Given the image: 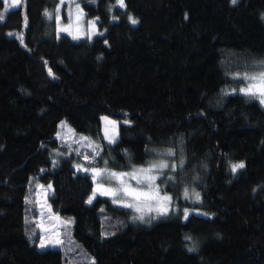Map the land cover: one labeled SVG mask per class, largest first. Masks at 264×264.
Returning a JSON list of instances; mask_svg holds the SVG:
<instances>
[{
    "label": "trees",
    "instance_id": "1",
    "mask_svg": "<svg viewBox=\"0 0 264 264\" xmlns=\"http://www.w3.org/2000/svg\"><path fill=\"white\" fill-rule=\"evenodd\" d=\"M80 1L98 20L92 39L56 35L45 12L59 0L6 12L0 0V264H264V105L232 77L264 59V0ZM102 116L117 138L90 146L89 166L128 169L150 148L182 147L164 178L178 211L134 223L107 196L89 203L91 174L53 150L61 120L95 138ZM49 183L60 248L38 246ZM189 183L201 201L179 200ZM188 206L203 213L185 219Z\"/></svg>",
    "mask_w": 264,
    "mask_h": 264
},
{
    "label": "rangeland",
    "instance_id": "2",
    "mask_svg": "<svg viewBox=\"0 0 264 264\" xmlns=\"http://www.w3.org/2000/svg\"><path fill=\"white\" fill-rule=\"evenodd\" d=\"M7 1L11 5L8 4L6 5V8H4L5 12L12 7H16L19 3L18 2L17 4H14L16 0H7ZM116 2H118V0H116ZM48 13L50 14V16H47L48 19H52L55 23V33L57 36L61 34H65L72 39H79L82 37L87 39H92L98 34H100V29L97 23L98 21L97 17H91V18L86 17L80 0H59V3L54 8V10ZM261 61H264V59ZM261 61L254 63L251 68L239 72L240 74L239 79L234 81V84L239 82V84L237 85L239 87V90L245 88L250 83V81L242 79L244 73H248V75L251 76L259 73L260 71H264V65L260 63ZM237 74H233L232 77L237 76ZM233 86H234L233 84H229L228 87L223 88V90L231 91V88ZM262 104L264 105V103ZM101 120H102L101 131H100L101 136L95 138L83 136V134L81 135V133L78 134L71 128V126L65 120H61L58 125L59 129H58L57 137H58V141L61 143L63 147L58 148L57 150L56 149L53 150L54 159L58 158L59 156L70 155L74 158V162H75L74 165L77 169L91 174L93 181V191L88 201L92 200L97 195L107 196L111 199V201L115 205L125 208L129 213V220L134 223H146L149 220H152L156 216L168 213L172 208H174L175 211H178L177 209L178 206L176 205L177 201L173 200L172 194L169 191H167L165 186L166 180L164 178L172 175L174 172H176L181 168L180 162L181 160L183 161L184 158L182 147L178 145L179 146L178 148L173 149L171 144L167 147L158 146V147L150 148L149 160L146 163L131 165L128 169L111 168L108 166L107 163H105V161L104 162L102 161V163L98 166H93V165L89 166L87 163L88 160L85 157H88L87 153L90 150H92L90 149V146L94 147L93 149L95 153L99 149L100 140H103L105 142H113L117 138L118 121L109 116H102ZM96 145L98 146L96 147ZM169 149L173 150L175 152V155L173 156L167 155V151ZM160 160H166L170 166L172 164H175V169L173 170L171 167H169L167 169H164L162 172L160 170H155L154 172L149 174V175L157 176V179L154 181V184L157 185L159 188L158 196H156L155 193H153L152 198H141L139 200H134L130 196L128 197L123 196L122 193H119L116 196H113L111 194L112 190H116L120 188L122 185L120 180L116 178H111L109 176V173L111 172L131 173L135 169L141 167L147 168L151 162H158ZM233 166H232V170H234ZM93 170H106V171H103V174H101L100 171H93ZM137 179L144 181V175L138 174ZM137 179H132L131 176L123 177V186L130 185L131 188L139 187L147 191L148 190L147 182H143L138 185ZM193 185L190 183L182 185L179 193V200L182 203L192 204L201 201V194L199 193L200 191ZM46 186L47 187H42L39 190L38 199H37L39 212H40V220H41V223L39 225L44 231L41 233L42 236H41V240L39 239L38 241V246L41 247V244H44L45 247L60 248L62 246V244H60L59 242V239L62 240L60 237V228L63 224L61 223V220L63 222L65 221L56 212L53 211V213H50L49 211H47L46 206L51 207V204L49 202V196L51 195L52 186L51 183L47 184ZM105 192H107L108 194H103ZM47 193L48 195H46ZM165 196L170 197L171 199L164 200L163 197ZM114 201H119V202H114ZM128 203H131L134 206L133 207L124 206V204H128ZM180 211H182V216L184 218L186 215L188 216L192 212L196 214L203 213L201 209L196 206L184 207ZM46 213L49 216L53 217L51 221H47L45 219ZM55 214L60 218L57 217ZM70 220H68L69 226H71L72 224V220L71 221ZM65 228H67V225L65 226Z\"/></svg>",
    "mask_w": 264,
    "mask_h": 264
},
{
    "label": "snow or ice",
    "instance_id": "3",
    "mask_svg": "<svg viewBox=\"0 0 264 264\" xmlns=\"http://www.w3.org/2000/svg\"><path fill=\"white\" fill-rule=\"evenodd\" d=\"M118 2L121 4V6H124V0H118ZM231 3L236 4L237 0H231ZM45 15L50 16V14L47 11L45 12ZM132 23L135 24V23H137V21L133 19ZM260 63L262 65H264V61H261ZM239 75L240 74L238 73L237 76H239ZM242 79L248 80V81H250V83L245 88L240 89V91L244 95L257 96L260 99L261 103H264V71H260L259 73L255 74V75H251V76L248 75V73H244ZM167 155L173 156V155H175V152L173 150L169 149L167 151ZM85 158L87 159V157H85ZM180 163L182 166L183 161L181 160ZM169 167H171L174 170L175 164H172L170 166L166 160H160L158 162H151L147 168L141 167V168L135 169L131 173L111 172V173H109V176L111 178H116V179L120 180L121 185H122L120 188H118L116 190H112L111 194L113 196H116L117 194L122 193L123 196H125V197L130 196L134 200H139L141 198H152L153 193H155V195L158 196L159 195V188L157 185L154 184V181L157 179V176L149 175V174L154 172L155 170H160L162 172L164 169H167ZM243 167H244V165L241 163V164L234 165L233 169L235 170L236 168H243ZM93 171H100L101 174H103V171H106V170H93ZM138 174L144 175V181L137 179ZM126 176H131L132 179H137L138 185L140 183L147 182L148 190L146 191V190L141 189L139 187L138 188H131L130 185L123 186V177H126ZM103 194H108V193L105 192ZM163 199L164 200H170L171 198L165 196V197H163ZM114 202H119V201H114ZM89 203H91V200H89ZM124 206L133 207L134 205L131 203H128V204H124ZM185 219H187V215L185 216ZM186 239H191V238L186 237ZM41 247L43 248V247H45V245L41 244ZM191 250H194V249H191Z\"/></svg>",
    "mask_w": 264,
    "mask_h": 264
}]
</instances>
